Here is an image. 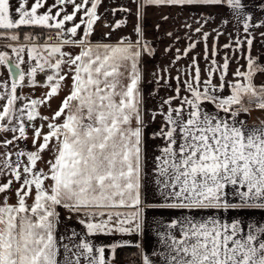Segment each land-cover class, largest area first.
<instances>
[{"label":"snow or ice","instance_id":"obj_1","mask_svg":"<svg viewBox=\"0 0 264 264\" xmlns=\"http://www.w3.org/2000/svg\"><path fill=\"white\" fill-rule=\"evenodd\" d=\"M257 211L264 0H0V264H264Z\"/></svg>","mask_w":264,"mask_h":264},{"label":"crops","instance_id":"obj_2","mask_svg":"<svg viewBox=\"0 0 264 264\" xmlns=\"http://www.w3.org/2000/svg\"><path fill=\"white\" fill-rule=\"evenodd\" d=\"M256 0H250V4H255ZM103 11V9H101ZM165 13H167V9L164 10ZM207 11H223V9L217 10V9H210ZM257 11L259 9L257 8ZM178 12V10H173V15H175ZM192 15H195L193 13ZM189 14L187 12L184 13L182 17L179 18L177 21H173L171 18H169L168 22L166 24H163L161 28L159 29V32L157 33L154 31V25L158 23L159 17L156 13L149 11L147 16V24H146V30L148 39L153 42L154 47L158 49V55L153 58L147 65H146V72L148 73L147 79H151L150 72L151 70L157 65H163L167 63V61L164 59L165 55L170 56L171 54L165 53V48L168 47L173 43V38L165 35L166 32L172 31L174 29H180L178 35H181L183 37L184 29L182 25L187 21L188 23H191L192 21L188 19ZM111 19V17H109ZM195 26V25H194ZM121 33L117 32L115 35L119 36ZM227 40V37H221V43H224ZM186 41L181 40L179 43H176L174 47H180L183 48L185 46ZM197 51H200V48L197 49ZM256 51H260V49H256ZM259 115L258 113L253 114V119ZM244 219H248L251 221H258L261 223H264V212L257 211L253 214H249L243 217ZM146 246L151 247L154 244V240L151 237H148L145 241ZM120 263V259H118V264Z\"/></svg>","mask_w":264,"mask_h":264},{"label":"trees","instance_id":"obj_3","mask_svg":"<svg viewBox=\"0 0 264 264\" xmlns=\"http://www.w3.org/2000/svg\"><path fill=\"white\" fill-rule=\"evenodd\" d=\"M118 259H124L126 257H133L135 258V250L130 248H125L123 250H118L117 253Z\"/></svg>","mask_w":264,"mask_h":264},{"label":"built area","instance_id":"obj_4","mask_svg":"<svg viewBox=\"0 0 264 264\" xmlns=\"http://www.w3.org/2000/svg\"><path fill=\"white\" fill-rule=\"evenodd\" d=\"M119 264H136V259L133 257H126L121 259Z\"/></svg>","mask_w":264,"mask_h":264}]
</instances>
